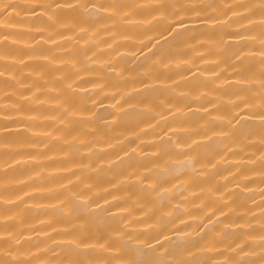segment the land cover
I'll list each match as a JSON object with an SVG mask.
<instances>
[{
  "label": "bare ground",
  "instance_id": "obj_1",
  "mask_svg": "<svg viewBox=\"0 0 264 264\" xmlns=\"http://www.w3.org/2000/svg\"><path fill=\"white\" fill-rule=\"evenodd\" d=\"M0 264H264V0H0Z\"/></svg>",
  "mask_w": 264,
  "mask_h": 264
}]
</instances>
